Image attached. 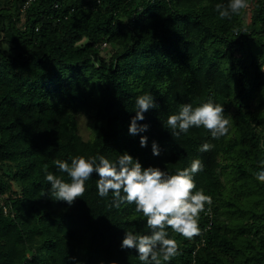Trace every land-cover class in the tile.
<instances>
[{
	"label": "trees",
	"instance_id": "obj_1",
	"mask_svg": "<svg viewBox=\"0 0 264 264\" xmlns=\"http://www.w3.org/2000/svg\"><path fill=\"white\" fill-rule=\"evenodd\" d=\"M227 3L0 0V264H142L120 246L125 231L150 234L134 204L114 207L111 192L101 198L93 173L68 206L50 198L45 179L47 166L70 183L56 160L115 162L125 151L170 174L193 159L204 164L193 177V191L212 197L201 235L188 240L166 228L179 251L162 264H264V183L256 179L264 170V0L221 19L215 6ZM243 27L236 37L233 28ZM144 94L159 107L137 121L147 131L130 135ZM209 99L223 105L228 134L213 139L201 126L173 137L168 116ZM205 142L215 147L200 152Z\"/></svg>",
	"mask_w": 264,
	"mask_h": 264
},
{
	"label": "clouds",
	"instance_id": "obj_2",
	"mask_svg": "<svg viewBox=\"0 0 264 264\" xmlns=\"http://www.w3.org/2000/svg\"><path fill=\"white\" fill-rule=\"evenodd\" d=\"M215 7L221 19H230L232 15H239L242 10H246L249 0H228L226 6L217 4ZM233 31L237 37L241 33L246 34L248 30L243 27L233 28ZM158 107L152 95L138 96L135 101L136 115L131 118L129 134L137 135L147 131L149 125L138 124L137 121L144 120V113ZM229 123V119L224 116L223 105L216 104L211 99L196 107L185 103L176 114L169 115L166 121L173 137L187 133L192 127L203 126L213 139L226 136ZM147 144V136H140L141 147H147ZM214 147V144L205 142L199 151L209 152ZM152 154L160 155V148L155 140L152 142ZM55 165L60 172L67 173L70 183L48 172L45 166V179L50 185V198L53 201H63L72 206L77 198L84 196L85 181L96 173V187L101 198L107 197L111 192L114 207H119L122 203L134 204L135 212L146 217L150 234L125 231L120 245L122 249H135L142 264H162L178 255V243L169 238L166 228L188 240L201 235L199 216L205 211V204L211 205L212 197L203 190L193 191L196 188L193 177L204 169L200 159H193L189 167L177 170L175 174L159 167H142L139 160L126 151L115 162H110L104 155L91 158L76 156L71 158L70 164L56 160ZM256 179L264 183V170L256 173Z\"/></svg>",
	"mask_w": 264,
	"mask_h": 264
},
{
	"label": "rangeland",
	"instance_id": "obj_3",
	"mask_svg": "<svg viewBox=\"0 0 264 264\" xmlns=\"http://www.w3.org/2000/svg\"><path fill=\"white\" fill-rule=\"evenodd\" d=\"M111 53H112L111 45L108 43H104L102 48V54L106 57H109ZM78 117H79V131L85 139H88L91 136V131L88 125L89 118L84 114H80Z\"/></svg>",
	"mask_w": 264,
	"mask_h": 264
},
{
	"label": "built area",
	"instance_id": "obj_4",
	"mask_svg": "<svg viewBox=\"0 0 264 264\" xmlns=\"http://www.w3.org/2000/svg\"><path fill=\"white\" fill-rule=\"evenodd\" d=\"M28 2H29V1H28ZM28 2H27V4H28ZM27 4H26V5H27ZM5 210H6V208H5ZM22 264H27V263H26V262H23Z\"/></svg>",
	"mask_w": 264,
	"mask_h": 264
}]
</instances>
